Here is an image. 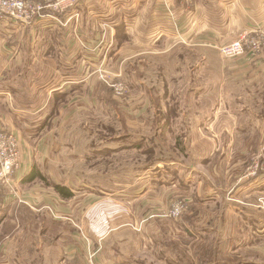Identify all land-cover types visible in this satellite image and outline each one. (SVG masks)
Returning a JSON list of instances; mask_svg holds the SVG:
<instances>
[{"label": "rangeland", "instance_id": "obj_1", "mask_svg": "<svg viewBox=\"0 0 264 264\" xmlns=\"http://www.w3.org/2000/svg\"><path fill=\"white\" fill-rule=\"evenodd\" d=\"M88 1L96 3L90 21L104 15L107 23L94 41L82 37L78 0L33 24H3L22 28L27 46L10 41L13 58H24L0 78L10 108L0 106V125L20 150V168L0 180V264H264V56L224 59L213 39L192 43L179 32L176 46L198 51L147 54L139 29L131 36L123 28L144 19L147 1ZM242 1L251 2L254 23L243 29L233 14L228 41L264 32V0ZM43 21L58 29L36 25ZM66 33V49L91 56L84 81L69 84L50 70L66 53ZM191 117L214 122L193 125ZM85 144L99 147L96 158L85 160ZM26 155L31 168L20 178ZM82 170L104 172L96 176L107 187L91 188ZM31 171L44 180L25 182ZM55 184L74 195L63 197ZM71 248L78 251L65 254Z\"/></svg>", "mask_w": 264, "mask_h": 264}, {"label": "crops", "instance_id": "obj_2", "mask_svg": "<svg viewBox=\"0 0 264 264\" xmlns=\"http://www.w3.org/2000/svg\"><path fill=\"white\" fill-rule=\"evenodd\" d=\"M99 1L100 3H103V0H98L97 2L99 3ZM145 1H147L146 4L144 5L145 16H144V19H142V21L144 22L142 21L136 22L134 20H129V21L124 22L123 28L125 27L124 28L125 31L130 33L131 36H132L131 30H133L134 27L137 30L139 29L136 35L138 36L142 35V38L144 40H147L149 46H151V50L149 49L145 53L147 54L162 53L165 59L167 56L168 57L173 56V53L175 52L176 53L181 52L182 49H190V51H194V52L198 49V48H192L193 47L192 45H190V48L185 47L184 45H181V46L177 45L178 46L177 47L176 42H177V39L179 38L177 34L179 33L184 39L192 43L193 42L196 43L197 41L202 40V39L210 38L216 41L218 44H222L228 41V39H231L236 36V35L233 36L235 33L233 32V16H232L233 14L239 15L238 19L240 20L241 23H243L244 26L241 25L243 29L252 27L251 25H253L254 23L253 14H250V11L247 9L250 6L253 9L251 2H249L250 6H246L243 4L242 0H191L190 2H187L185 0H168V2L171 4L173 8L172 14H170L168 8L164 5V1L162 0H145ZM94 4H96L94 3V1L78 0L79 11L76 10V8L74 9L75 12H78L79 15H81L79 25H80V28L82 29V37H87L86 41L88 42L97 40L98 38L100 39L99 31L103 29L104 24H107L106 20H104V18H106L104 15L94 16V21L92 22L90 21V18H91L90 16H92L93 12H95L94 10H92ZM95 9L98 13H102L100 12L99 4L96 5ZM103 12L105 11L103 10ZM227 15H230V16H227ZM3 24H6V23L0 22V29L2 33H4L3 37L0 39V46L2 48L1 50L2 53L0 54V61L4 63V65L2 64V68L0 70V78L8 74L9 69L13 68L17 64L20 65L24 58L20 54L16 56L17 60H16V57L13 58L12 56L13 51L11 53L9 51L10 41L12 43V47L17 46V45L18 46L23 45L24 50H25L27 46L26 35L24 38L18 37V36H21L19 35L18 32L20 30H23L22 28H17L16 30L9 29L6 25H3ZM45 24H47V22L38 23L36 25H45ZM48 27L52 29L57 28L55 26L54 27H50L48 25L43 26V28H48ZM68 29L70 32V28ZM24 30L26 32L32 31V29H30L29 27L25 28ZM66 36H67V33L65 35V38L62 39V41H64L65 43V49L67 45ZM127 39H129V36ZM156 45H158V47L159 45H161L162 50L158 51L157 50L158 48H156ZM3 49L5 50V53H3ZM121 49L122 48L114 49L115 50L114 53L120 54ZM210 52L211 51H209L208 49L204 51V53L208 55H210ZM102 55H103V52L101 56ZM90 57L91 56L87 53V51L82 49L80 46L77 49V52H75V47L71 49L68 48L66 49V53L65 52L60 53L58 54V56L55 57L54 60L49 61L51 65L50 70L51 71L53 70L52 72H54L55 75H57L56 78L60 77V75L65 76L66 79L64 81H66L69 84H71L70 82H72L69 80L72 79L73 77L82 78V81H84L86 80V77L89 76L88 74L89 67L87 68V73H86V65H87V60H89ZM179 60H180V57H179ZM201 60L202 58L200 57V61ZM173 62H175V60ZM163 64H166V60ZM177 64H182V63L177 62ZM166 68L168 70L169 67L166 65H163V69L166 70ZM198 71H200V67L199 69H194V72H198ZM1 83L2 82L0 81V84ZM39 84L41 85V82ZM6 85H8V83H6ZM67 86L68 85H66V87ZM20 87H23V85L22 84L19 85L18 88L20 89ZM5 88L6 86L1 85L0 90L3 91L5 90ZM63 92L65 91L61 90L59 93H63ZM4 98L6 97L5 96L0 97V99L3 100L1 101L3 102V104H1L0 106L3 108H5L4 106H6L7 104V103L4 104V102L6 101V100L4 101ZM7 106H8V109H10L9 104H7ZM6 111L8 110L6 109ZM186 122L193 123V125L206 126L208 124L210 125L211 123H213L214 119L212 117L208 119L206 118L203 119L201 117L199 119L191 117V121L186 120ZM186 137H187L186 135H185V138L184 136L182 137V140L184 141V143H185ZM43 141H44L43 138H41L40 142H43ZM89 146L90 145L85 144V146L82 148V150L84 151V154L87 155V157L85 158L86 161H89L92 158H96L97 153H99V150H98L99 147L91 148V146L90 147ZM104 148H106V145L102 146V149ZM41 157H43V155H41ZM26 162L27 163L23 165L22 173L18 174L20 178L26 175L24 173H27L30 171L32 162H30L29 158L26 160ZM100 170H103V169H100ZM82 173L87 175L85 177L87 179L85 180L89 181L91 179L92 181H94L92 183H89L93 186L91 188L105 189V187H107L106 185H101L100 183V181L101 180L103 181L104 179L101 178L100 176H96L97 174L105 175L104 172H100V171H90L89 172V171L82 170ZM4 219L6 218L1 219L0 222L4 221ZM259 230L264 231V225H263V228ZM72 236H69V237H72ZM74 251L76 253L78 251L77 248L76 250L71 248L70 251H65V254H70L72 256ZM59 254L61 255L62 253H59ZM34 264L36 263L34 262Z\"/></svg>", "mask_w": 264, "mask_h": 264}, {"label": "built area", "instance_id": "obj_3", "mask_svg": "<svg viewBox=\"0 0 264 264\" xmlns=\"http://www.w3.org/2000/svg\"><path fill=\"white\" fill-rule=\"evenodd\" d=\"M66 4L61 6V2ZM75 0H0V22L29 24L34 19L48 16L49 10H64ZM216 48L224 59H235L245 56H264V32L258 29H247L240 32L238 38L218 44ZM20 168V150L14 133L0 125V180L9 181ZM180 206L173 208L172 214L180 213Z\"/></svg>", "mask_w": 264, "mask_h": 264}, {"label": "trees", "instance_id": "obj_4", "mask_svg": "<svg viewBox=\"0 0 264 264\" xmlns=\"http://www.w3.org/2000/svg\"><path fill=\"white\" fill-rule=\"evenodd\" d=\"M37 20L39 21V19H34L32 21V24L36 23ZM262 61H264V59ZM166 120H168V118ZM178 145H179V147L183 146L184 145V141L182 140L181 142H179ZM38 176H40L39 178H41L42 180H44V178H45V177H43L42 173L37 172V171H31V173H29V175H27L24 178V181L25 182L33 181ZM52 186H53V189L55 188L57 190V192H59L63 197L70 198V197H72L74 195L73 191L70 188H68L67 186L60 185V184H55V185H52ZM1 199H3V198H1ZM1 201L4 202V200H1ZM3 218H7L6 214L5 215L4 214H2V215L0 214V220L3 219ZM248 220H250L251 222L254 221V219H252V218H248Z\"/></svg>", "mask_w": 264, "mask_h": 264}]
</instances>
